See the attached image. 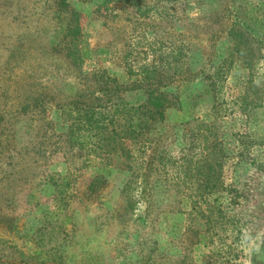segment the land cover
<instances>
[{
    "label": "rangeland",
    "instance_id": "374dc122",
    "mask_svg": "<svg viewBox=\"0 0 264 264\" xmlns=\"http://www.w3.org/2000/svg\"><path fill=\"white\" fill-rule=\"evenodd\" d=\"M102 3L69 1L79 16L74 38L59 33L52 0H0V264H77L85 253L95 255L98 264H135L147 258L157 264H264V0H144V16L122 0ZM235 18L244 23V47L251 49L242 52L251 66L235 60L217 85L223 88L214 94L218 101H210L204 76H213L209 61L214 56L232 49L225 31ZM131 50L134 76L125 66ZM143 66L158 68L160 79L173 81L172 91L176 87L185 106L194 104L193 117L217 127L225 148L222 214L210 224L191 214L190 202L202 201L195 186H178L177 171L169 170L183 152L181 139L189 138L194 127L182 123L181 111L171 107L165 112L168 138L163 136L160 148L171 157L168 169L155 164L148 173V190L155 180L171 181L157 206L148 203L141 180L149 150L135 152L129 162L111 158V166L130 165L134 171L115 173L104 187L92 190L100 164L96 137L87 149L67 142L72 116L56 105L83 92V102L96 106L97 94L91 92L96 75L115 78L127 88L143 78L138 74ZM240 76L249 78L258 93L253 117L244 118L235 102L244 90L236 83ZM186 77L189 81L180 85ZM40 95L44 110L31 105L23 113ZM141 96L137 90L121 99L138 104ZM213 104L217 115L211 113ZM103 111L112 113L113 108ZM138 121L135 116L134 128ZM58 126L63 130L54 129ZM244 126L252 136L248 141L254 142L243 148L236 133ZM63 177L69 187L60 207L47 185L50 179L61 185ZM129 179L132 186L124 188ZM64 216L70 223L59 228ZM198 236L205 237L206 245L196 247ZM154 246L164 252L157 253ZM51 249L56 256L45 254Z\"/></svg>",
    "mask_w": 264,
    "mask_h": 264
},
{
    "label": "trees",
    "instance_id": "16d2710c",
    "mask_svg": "<svg viewBox=\"0 0 264 264\" xmlns=\"http://www.w3.org/2000/svg\"><path fill=\"white\" fill-rule=\"evenodd\" d=\"M70 0H52V5L54 7V18L58 24V30L60 34H69L75 38L79 32L78 24L79 16L74 9H70L68 6ZM109 0H103L102 4H106ZM124 4L134 7L141 15H145V12L141 3L144 0H122ZM211 3H215L218 0H208ZM105 6V5H104ZM64 13V15H63ZM219 18V17H218ZM243 22H239L235 18L230 27L226 28V40L231 42L232 49H229V53L218 54L217 57H213L209 62L213 66V76L205 77L206 84L204 85V92L210 97V101H218L214 98V94H219L222 91V86L218 89L217 85L227 78L228 71L233 68L235 60L242 58L244 62L247 61V53L243 55V50L249 51L251 47H244L248 40L243 38L242 32L244 27H241ZM243 28V29H242ZM214 38V37H213ZM102 49L100 50V52ZM130 56V57H129ZM132 50L127 51L125 66L128 74L134 76L135 72L132 70L131 60ZM244 56V57H243ZM247 56V57H246ZM130 59H128V58ZM216 63V64H215ZM247 66H251V61L248 59ZM156 67L145 66L139 67L138 74H142L143 78L134 79L133 83L129 87H124L122 84L118 83L115 78L107 77L104 74H98L94 77L93 89L91 92L96 93V106L86 105L83 100V92H79L74 98L65 103L57 104L56 109L61 111L62 114H68L72 116V126L67 128L66 134L70 133V137L67 142L71 144L78 143L86 149L89 148L91 144L92 136L96 137V158L99 160L100 164L96 166V176L93 178L95 182L91 184V189L97 190L100 187H104L108 183V179L113 174H125L134 169L128 166H111V158H123L126 162L132 161L135 152L139 154H145L147 150L150 152L149 158H147V164L143 168V173L141 180L147 189V177L152 166L157 164L158 168L168 169L166 161H170L171 157L168 152L164 149L163 145L160 144L161 139L164 137L168 138V134L164 130L166 121V110L168 108H174L182 112L185 116L182 119V123L190 125L193 122L194 127L190 129L189 138H183L181 141L184 144L182 154L177 158V161L173 164V167L169 169L177 171L176 181L178 186L188 182L190 186H195V196L202 201H191V214H195L201 219L206 220V224H210L214 216L222 214L220 210V188H221V172L223 167V159L225 157V148L223 142L217 134V127L211 123H205L198 119L197 116L192 115L194 104H187L184 97H181L180 93L175 94V89L172 91L170 85L171 83H164L161 80V73H157ZM245 70H248L245 69ZM189 78H183L179 80L180 85H184V82H188ZM208 81V83H207ZM95 83V84H94ZM236 83L239 86L243 85V91L236 97V103H239L240 113L244 118H249L251 115L256 113L258 109L257 105V91L251 87V80L242 79L241 76L237 78ZM173 87V86H172ZM237 87V85H235ZM234 87V88H235ZM141 91L142 96L138 104L128 103L122 101V94ZM231 90V88H230ZM169 94L173 95L172 98ZM103 96L106 97L105 104L102 99ZM113 97L115 101H113ZM104 100V99H103ZM234 103V102H233ZM32 107L40 108L44 110L43 107V95H40L33 99L32 102L26 105V110L23 113H28L27 109ZM113 108L112 113L103 111L105 109ZM96 110V111H95ZM211 113L214 115L218 114V108L215 104L211 107ZM74 114V115H73ZM252 115V117H253ZM94 116L96 118L94 119ZM138 118L137 127H133V118ZM255 117V116H254ZM245 127V126H244ZM53 129V128H52ZM56 130H63L62 127L58 126L54 128ZM80 130H85L87 134L83 132L79 135ZM78 133V135H77ZM238 143L241 147L250 146L253 142L251 140V135L249 129L244 128L243 132H237ZM263 142V141H262ZM168 154V155H167ZM155 167V166H154ZM157 168V169H158ZM164 174V173H163ZM63 181L60 182L61 185H57L55 180H49L48 189L51 190V194L55 196V199L63 206L65 201V195L67 188L69 187L68 180L65 177L62 178ZM132 179H129L124 184V188L132 186ZM155 180L154 184L151 186L150 190H145L147 193L148 203L152 206H157L164 200L165 194H167V186L171 181H165L166 179ZM164 180V181H163ZM166 182V184H164ZM178 191L174 194L177 195ZM47 195V194H46ZM202 203L205 204L203 208H198L197 206ZM180 212V211H178ZM176 211L174 212L175 215ZM167 216V213H165ZM172 214V213H171ZM215 214V215H214ZM51 216V215H50ZM53 219V217H51ZM171 218L176 219V216H171ZM174 220H171L170 224ZM70 223V218L68 216L61 217L60 227L63 228L64 225ZM169 226V223H166ZM199 226H204L200 224ZM175 227V226H173ZM209 228V227H208ZM40 239H42L40 237ZM205 242L204 236H198L196 241V247L201 243ZM40 244V243H39ZM204 245H206L204 243ZM154 251L157 253L164 252V248H159L154 246ZM49 257L56 256V250L51 249L45 253ZM63 261V259H61ZM64 262V261H63ZM135 262V261H134ZM77 264H98L97 257L90 253L83 254ZM135 264H157L155 260L152 262L148 258L145 260H139ZM162 264V263H160Z\"/></svg>",
    "mask_w": 264,
    "mask_h": 264
}]
</instances>
